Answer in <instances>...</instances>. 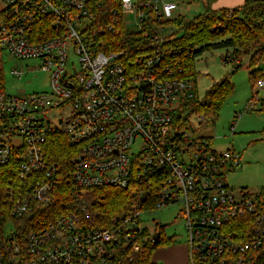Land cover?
<instances>
[{
  "label": "built area",
  "instance_id": "2783aa9c",
  "mask_svg": "<svg viewBox=\"0 0 264 264\" xmlns=\"http://www.w3.org/2000/svg\"><path fill=\"white\" fill-rule=\"evenodd\" d=\"M119 3L120 9H111L115 18L108 29L118 16L127 26V12L136 14L140 29L151 13L162 22L179 8L166 0ZM103 5V0H0V57L7 51L41 59L40 69L50 73L52 87L50 93H10L0 73V168L16 158L10 168L19 183L6 201L11 216L19 219L40 207L61 209L24 237L14 222L8 236L4 229L0 264L130 263L147 241L139 235L147 227L143 211L106 221L93 218L88 192L101 187L128 190L140 202L157 198L160 206L180 200L187 264H264L258 256L260 230L244 233L235 227L247 216L264 222V196L246 189L235 193L221 178L226 168L241 165V153L218 151L213 138L195 139L175 121L174 113L184 97L193 95L194 84L169 67L166 74L161 52L140 56L129 66L123 51L100 49L104 28L96 17ZM169 27L157 25V42L165 40ZM69 55L79 64L76 68L72 61V74L66 69ZM13 73L22 76L17 69ZM257 85L264 86V80ZM67 108V118L47 117L49 110ZM52 131L68 136L70 165L48 158Z\"/></svg>",
  "mask_w": 264,
  "mask_h": 264
},
{
  "label": "trees",
  "instance_id": "16d2710c",
  "mask_svg": "<svg viewBox=\"0 0 264 264\" xmlns=\"http://www.w3.org/2000/svg\"><path fill=\"white\" fill-rule=\"evenodd\" d=\"M103 1V8L97 11L96 17L104 28L99 31L98 46L105 52L123 51L124 61L129 66L140 56L157 50L163 55L160 67L166 74L168 72L165 68L169 67L175 75L195 81L194 59L204 51L226 48L230 50L224 56L226 62H234L242 54L250 55L248 66L251 69L253 85L264 80V73L257 74L260 68L259 63L264 61V0H245L241 5L233 8L218 9L212 6L214 0H203V11L193 18H187L181 14L159 22L156 19L157 14L151 13L140 29H130L125 26L121 21V16H118V22L114 23L112 29H108L109 24H112L115 18L111 9H120V3L119 0ZM159 24L170 26L173 29L163 42L155 40ZM40 26L37 25L36 29ZM174 27L177 28L176 31ZM0 73L3 77L1 62ZM233 89L230 78L225 76L207 89L203 99H200L194 90L192 96L182 99L178 112L174 113L175 121L190 133L189 118L192 115H203L202 123L210 120L215 122L225 100L232 95ZM256 96H258V90L253 93L251 101H256V98L258 99ZM259 101L260 111L264 112V98H259ZM261 134L264 139V129ZM46 150L51 162L62 166L70 165L73 148L64 132L52 131L46 142ZM15 160L16 158L0 168V234H3L5 225L12 220L17 232L24 237L35 225L52 219L61 209L59 206L40 207L35 213H29L21 219L11 216V209L6 198L11 187L19 186V183L15 182V173L10 168L16 165ZM66 184L69 182L66 181ZM241 189L248 190L247 187ZM258 194L264 196V186ZM86 203L90 204L88 210L92 212V217H98L97 219L101 221L123 213L130 214L136 209L143 211L155 209L161 205L157 198L140 202L130 191L116 187L89 190ZM235 227L239 232L244 233L251 231L255 234V230H260L263 243L258 250V256L259 262L264 263V222L257 224L253 217L247 216L235 224ZM160 229L162 227L157 224L156 230ZM139 235L140 237L146 235L147 241L142 244L139 252L133 254V260L125 264H156L152 260L156 248L163 243H172V239H166L164 235H161L157 242L155 234H152L148 227H144Z\"/></svg>",
  "mask_w": 264,
  "mask_h": 264
},
{
  "label": "rangeland",
  "instance_id": "374dc122",
  "mask_svg": "<svg viewBox=\"0 0 264 264\" xmlns=\"http://www.w3.org/2000/svg\"><path fill=\"white\" fill-rule=\"evenodd\" d=\"M177 1L183 7V10L176 13L177 16L183 14L187 18H193L204 9L203 0ZM216 1L222 4L219 8H233L241 5L245 0H214L213 3ZM176 15L174 14V17ZM124 21L128 28H137L135 13H125ZM170 30L171 27L167 28L164 34L168 35ZM174 30L176 31L177 28L174 27ZM229 52L230 50L226 48H216L204 51L194 59L196 80L192 82L200 99L204 98L212 84L225 76L230 78L234 89L232 95L225 100L215 122L210 120L202 123L199 115H192L189 118L191 136L195 139L213 138V148L218 151L234 149L240 152L241 165L235 169L226 168L221 178L234 189L235 193L242 187H247L251 194H256L264 186V139L261 134L264 129V112L260 111L259 101V98H264V86L253 85L251 81L249 54H242L234 62H226L224 56ZM0 59L4 85L8 92L26 95L52 91L50 73L40 69L41 59L18 58L7 51H4ZM77 60L76 56L69 55L66 69L70 74L73 73L72 61L75 62L76 68L79 67ZM259 67L257 74L264 73V61L259 63ZM14 69L22 72L21 78L13 73ZM256 90H258L256 96L258 99L251 101ZM70 111L71 108L65 111L52 109L47 112V117L58 121L61 114L67 118ZM189 149L192 152L195 147ZM182 209L183 203L178 200L142 212V219L152 234L156 232L158 224L163 229L164 237L172 239V243H163L154 251L152 260L156 264H176L184 255L188 237ZM4 229L7 236L14 231L13 221H9Z\"/></svg>",
  "mask_w": 264,
  "mask_h": 264
},
{
  "label": "crops",
  "instance_id": "0c3cea01",
  "mask_svg": "<svg viewBox=\"0 0 264 264\" xmlns=\"http://www.w3.org/2000/svg\"><path fill=\"white\" fill-rule=\"evenodd\" d=\"M166 1H174V2H177L178 4H179V8L178 9H176L174 12H173V16H174V14L176 15V13H178L179 11H181V10H183V7L181 6V4L179 3V1H177V0H166ZM222 4H221V2H215V3H213V7L214 8H219V6H221ZM178 15H180V14H178ZM177 16V15H176ZM175 16V17H176ZM187 261H188V247L186 246V248H185V252H184V255H183V257H181V258H179L178 259V262L176 263V264H187Z\"/></svg>",
  "mask_w": 264,
  "mask_h": 264
},
{
  "label": "water",
  "instance_id": "95a60500",
  "mask_svg": "<svg viewBox=\"0 0 264 264\" xmlns=\"http://www.w3.org/2000/svg\"><path fill=\"white\" fill-rule=\"evenodd\" d=\"M254 70V69H253ZM160 237H161V232L158 231L155 233V240L158 242L160 240Z\"/></svg>",
  "mask_w": 264,
  "mask_h": 264
},
{
  "label": "flooded vegetation",
  "instance_id": "af4514ba",
  "mask_svg": "<svg viewBox=\"0 0 264 264\" xmlns=\"http://www.w3.org/2000/svg\"><path fill=\"white\" fill-rule=\"evenodd\" d=\"M158 231H160V232H161V235H164V234H163V229L156 230V232H158ZM156 232H155V233H156ZM155 233H154V234H155Z\"/></svg>",
  "mask_w": 264,
  "mask_h": 264
}]
</instances>
